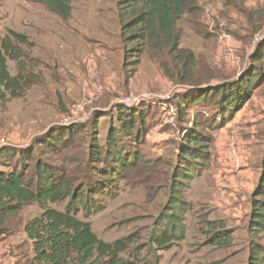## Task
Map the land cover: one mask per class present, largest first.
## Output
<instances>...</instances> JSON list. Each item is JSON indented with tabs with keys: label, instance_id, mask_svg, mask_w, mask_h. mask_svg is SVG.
Here are the masks:
<instances>
[{
	"label": "rangeland",
	"instance_id": "obj_1",
	"mask_svg": "<svg viewBox=\"0 0 264 264\" xmlns=\"http://www.w3.org/2000/svg\"><path fill=\"white\" fill-rule=\"evenodd\" d=\"M247 6L264 7V0H253ZM205 15L206 38L184 27L182 39V45L195 52L202 75L207 74L206 64L209 66L211 78L201 86L240 79L252 65L257 50L253 41L256 33L264 35V20L248 40L243 36L248 34L246 23L241 24V37H237L227 30L229 20L220 18L218 26L215 7L208 5ZM0 16V37L9 29L28 36L32 46H23L29 56L24 65L30 70L32 60L41 79L24 96L0 102V155L1 150H8L19 158V150L30 148L49 127L90 125L98 110L109 111L100 119L104 137L111 119L116 120L117 106L144 104L141 108L150 110L152 128L139 148L151 160L150 168L158 158L176 164L184 128L190 126L196 110L201 115L209 112L215 119L216 107L210 101L204 102L209 107L191 109L186 121L178 123L177 96L193 85L171 80L157 62L129 49L133 44L124 48L117 0H73L72 17L67 21L36 0H0ZM230 16L238 18L234 12ZM239 26L234 22L230 27L238 30ZM9 65L15 74V62ZM128 96H141L143 101L128 106L122 103ZM211 133L209 167L184 189L191 209L185 214L186 232L181 239L167 249H157L149 242L159 229L155 220L168 199L164 171L169 168L162 165H155L157 170L139 168L132 180L118 182L116 194L106 197L104 208L89 217L99 238L113 241L132 234L134 241L122 256L137 264H254L250 259L254 249H264V232L251 230L249 217L264 151V81L240 111ZM15 160L7 164L14 166ZM7 166L0 165V170H8ZM53 206L62 209L64 203ZM41 211L40 204L26 205L4 229L5 242L25 256L30 247L23 223ZM210 222H222L231 231L230 245L211 243L208 236L217 225ZM257 264H264V259Z\"/></svg>",
	"mask_w": 264,
	"mask_h": 264
},
{
	"label": "trees",
	"instance_id": "obj_2",
	"mask_svg": "<svg viewBox=\"0 0 264 264\" xmlns=\"http://www.w3.org/2000/svg\"><path fill=\"white\" fill-rule=\"evenodd\" d=\"M36 1L64 21L72 17L73 0ZM251 1L117 0L124 48L133 44L129 49L157 62L171 80L193 85L177 96L178 123L186 121L191 109L209 107L204 102L210 101L216 107L215 119L209 112L201 115L196 110L190 126L184 128L177 163L158 158L151 168V160L139 148L152 128L148 121L150 110L141 108L144 104L137 108L117 106L116 120L111 119L104 137L101 136L100 119L109 111L98 110L93 113L90 125L49 127L35 145L19 150V158L15 153L1 150L0 165H9V169L0 170V232L5 234L10 218L17 216L24 206L35 203L42 206L39 215L23 223L30 254L25 256L15 248L20 255L18 264H137L131 257L122 256L134 241L132 234L105 241L94 231L89 217L104 208L106 197L116 194L119 181L132 180L139 168L157 170L155 165L169 168L164 171L168 199L155 220L159 229L154 230L149 242L157 249H167L181 239L186 232L185 214L191 209V203L184 198V189L209 167L214 141L211 129L222 126L240 111L253 97L254 88L264 81L262 40L252 55V65L240 79L201 86L211 78L209 66L206 64L207 74L202 75L195 52L182 45L184 27L206 38L203 19L208 18L205 8L212 5L218 14V26L220 21L229 20L227 30L241 37V24L246 23L248 34L243 36L249 40L264 20V7H248ZM233 12L238 15L237 19L230 16ZM234 22L240 24L238 30L230 27ZM24 45L32 46L28 36L14 29L0 37V102L22 97L41 83L32 60L30 70L24 65L28 56ZM10 61L16 64L15 74L11 73ZM218 118L220 121L216 124ZM10 160H15L14 166L7 164ZM251 201V230L264 232V151ZM58 203H64V207L53 206ZM209 224L215 226L216 222ZM216 225L208 236L211 243L230 245L231 231L222 222ZM250 259L256 261L254 264L262 261L264 249L255 248Z\"/></svg>",
	"mask_w": 264,
	"mask_h": 264
},
{
	"label": "built area",
	"instance_id": "obj_3",
	"mask_svg": "<svg viewBox=\"0 0 264 264\" xmlns=\"http://www.w3.org/2000/svg\"><path fill=\"white\" fill-rule=\"evenodd\" d=\"M255 35L256 36L253 41V49L255 48V46L258 45L260 41L264 39V35L261 36L259 33H256ZM142 98L141 96L139 97L128 96L123 99L122 103L128 106L132 104L136 105V104H140L141 101H143ZM232 151L234 152V149ZM18 254L19 253L15 248H11V246H9V244L5 242L4 234L0 232V264H18V260L20 258V255Z\"/></svg>",
	"mask_w": 264,
	"mask_h": 264
},
{
	"label": "crops",
	"instance_id": "obj_4",
	"mask_svg": "<svg viewBox=\"0 0 264 264\" xmlns=\"http://www.w3.org/2000/svg\"><path fill=\"white\" fill-rule=\"evenodd\" d=\"M77 45V44H76ZM74 47V46H73ZM73 51H76V48L74 47V49H73ZM74 67H76V65L74 66ZM37 85V84H36ZM23 234L25 235V233L23 232Z\"/></svg>",
	"mask_w": 264,
	"mask_h": 264
}]
</instances>
